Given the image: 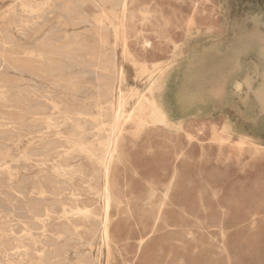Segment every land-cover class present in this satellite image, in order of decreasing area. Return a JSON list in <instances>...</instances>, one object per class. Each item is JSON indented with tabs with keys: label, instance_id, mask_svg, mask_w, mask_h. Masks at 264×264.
<instances>
[{
	"label": "rangeland",
	"instance_id": "374dc122",
	"mask_svg": "<svg viewBox=\"0 0 264 264\" xmlns=\"http://www.w3.org/2000/svg\"><path fill=\"white\" fill-rule=\"evenodd\" d=\"M56 1L0 0V33L3 35L0 37V44L2 43L0 50L4 48L6 54L14 56L17 54L15 57L24 61L26 57L19 52L22 53L36 42H41L40 39L49 38L52 30L58 26L61 32L51 38L60 40L59 42L57 40V47L62 49L67 43L66 36L70 40L75 32L82 39L94 43H97L101 36L105 40L104 51L107 54L114 52L116 65L123 70L122 82L114 85L112 94L98 88L92 75L89 76L90 78L88 75L82 77L84 86L92 85L86 94H72L71 91L54 88L52 78L48 79L49 94L74 108L82 105L96 114V104L106 101L100 100L99 96L108 94L106 99L114 104L116 91L120 89L126 97L127 105L123 110L127 113L133 109L136 102V98L131 97L129 91L138 90L148 100L150 113L154 117H158L159 114L164 117L163 121L155 123L154 127L144 128L137 136H125L124 164L116 165L113 169V175L117 178L122 193L123 207L119 206L118 209L115 205L110 211L112 238L108 245H100L98 234L96 236L87 234L84 230L79 232L82 238L80 241L77 240L79 239L77 236L76 239L69 233L62 235L64 239L59 237V240H56L62 228L56 216L51 218L47 227L51 233L47 232V237L49 241L54 242V248L60 259L65 258L62 262L65 264H76V262L77 264L85 262V264H130L132 261L133 264H264V0H129L125 45L120 41L115 42L112 38V30L108 26L100 32L93 27L90 28L89 25L66 26L67 20L61 17L59 11L64 3L65 5L70 3L68 6L73 8L74 0ZM14 3H17V6ZM20 4L40 7L43 11L42 17L45 18L42 21L36 14L30 17L22 13ZM44 5L45 9H43ZM84 10L91 15L98 13L96 8ZM12 11H15L16 15H13ZM142 11L151 13L147 21L149 23L141 22ZM49 12L52 13L49 15ZM131 15L133 20L129 21ZM13 20L17 24H14ZM26 26H29V30ZM15 28L17 29L14 30ZM8 34L10 38L6 37ZM4 37L8 41L12 40L5 47ZM143 40L150 41L152 48L145 50ZM58 59L64 64H69L65 56ZM144 63L147 70L141 73L140 67L145 65ZM73 68L72 71H67L66 75L82 74L83 69L77 66ZM140 74L142 77H139ZM22 75L20 76L23 79L19 86L25 87L30 77L27 74ZM34 80L38 85L42 82L40 79ZM38 85L40 90L45 91ZM202 97L209 98L201 102ZM87 106L89 107L86 108ZM105 108L100 121L108 124L112 120V110L109 107ZM88 123L87 130L94 135L96 123ZM64 132L67 130L64 129ZM214 135L225 138L228 142L220 144L215 141ZM88 139L92 141L94 138L90 135ZM51 140L53 138L49 136L46 142ZM30 141L31 137L25 136L17 149L10 145L14 158H18L24 152L33 156L27 163L21 161L16 164L21 168L17 171L20 184L23 183L22 185L28 190L36 186L29 184L28 181L31 182L37 176L51 175L49 169L43 173L37 167L39 160L37 155L40 152H35L38 147L34 146L39 142H35L34 145L30 144ZM240 142L245 145L238 148L237 144ZM180 153L182 156L176 159V155ZM71 156V158H62L60 163L82 170L81 176L73 177L74 182L71 181V184L64 183L58 178L56 185H48L50 191L56 192L55 189L59 187L61 192L56 193L58 196L46 197L45 205L56 213L60 211L61 203L71 207L72 201L68 196L70 192H75L81 195V203L84 202L98 209L100 205L97 199L87 190L89 186L97 189L100 187V181L96 180V177L92 178V181L90 178L94 175L92 172L96 173L97 166L82 155ZM16 165L12 163V166ZM173 165L176 171V184L169 201L161 210L157 231L137 252L135 241L144 229L153 226L161 202L163 190L161 188L172 175ZM83 177L84 179L81 180ZM147 182L155 186L153 196L149 194ZM12 205H16L14 216H10L7 221L1 219L0 222H6V225L9 224L18 231L21 227L19 224L24 221L25 212L22 201L12 202ZM97 223L93 225L96 226ZM90 240L92 243L86 247L87 241ZM200 242L202 244H199ZM61 245L62 250L59 247ZM84 253L85 255H82Z\"/></svg>",
	"mask_w": 264,
	"mask_h": 264
},
{
	"label": "bare ground",
	"instance_id": "6f19581e",
	"mask_svg": "<svg viewBox=\"0 0 264 264\" xmlns=\"http://www.w3.org/2000/svg\"><path fill=\"white\" fill-rule=\"evenodd\" d=\"M30 1H32V0H30ZM52 1H54V0H52ZM58 1H56V2H58ZM35 3H36V1H35ZM42 3H45V2H42ZM46 3H49V2H46ZM66 3H68V2L66 1ZM58 4H59L58 6L60 8V6H61L60 2ZM73 4H74L73 8H70L68 6V5H70V3L66 4L67 6L64 3V5L60 9V11L58 10L59 12H61V17L67 20L66 26L69 25L71 27H75V26L89 25V26H91L90 28L93 27L94 29L99 30V32L105 26H108L112 30V34H113L112 38H114L115 42L120 41L123 45H125L126 40H127L125 24L128 20L127 15H128L129 0H74ZM19 6L22 10V13L24 12V13L30 15V17H31V15L36 14V16H38L37 18L41 19L42 21H43V18H45V16L42 17L43 15L41 14L43 11H41L40 7H37L36 5L32 6L30 4H20ZM130 6H132V4H130ZM86 8H96V9H98V13L91 15L84 10ZM43 9H45V5H44ZM141 9H142V7H141ZM17 10L18 9H16V11ZM9 12H11V11H9ZM14 12L15 11H12L13 15H16V13L14 14ZM44 12H45V10H44ZM46 13H48V10ZM50 13H52V12H49V15H50ZM139 15H140V13H139ZM13 17H15V16H13ZM13 17L11 19H13ZM23 17L25 18V16H23ZM49 17L50 16H48V18ZM150 17H151L150 12H147V11L141 12L140 18H141L142 23H144V22H145V24L149 23L147 21H149ZM129 19H130L129 21H132L133 16L131 15L129 17ZM17 20H18V18H17ZM14 21L15 20H13V23H14ZM28 22L32 23V21H28ZM34 23H37V22H34ZM14 24H17V23H14ZM25 25H26V23H25ZM11 26H12V24H11ZM26 27L28 29L29 26H26ZM16 29L17 28H15L14 30H16ZM20 29H22V28H20ZM49 30H51V29L49 28ZM60 30H59V26H58V28H55L54 30H52V32L50 33L51 36L50 37L48 36L49 38L45 37V40H43L44 38L40 39V41L41 40L42 41L36 42L37 44L34 41L35 45L31 46L29 49L27 48L25 50L23 48L25 51L22 53L21 52H19V53L23 54L24 57H26V59L24 61H21V60H19L18 57H15L17 54L15 56L10 55V54H6L3 51V49H4L3 47H2L3 49L0 50V220L1 219L6 220V219L10 218V216H14L13 211H14V207H16L17 204L15 206H13L12 202H16L18 200L22 201L23 210L25 212V214H23L24 215V221H22L19 224L21 227H19L18 231L15 230L13 228V226H11L9 224L6 225V222L4 220L3 221L5 223L0 222V264H65V263H63L65 261V258H62V260L60 259L58 253L55 250L56 248H54L55 247L54 242L49 241L48 237H47V232L51 233V231L47 230L48 223L50 222V220L53 216H56L57 220L61 224L60 227L62 228V230H61L62 232L59 233V235L57 237L58 239L56 238V240H59V237L60 238L63 237L62 235L69 233V234L75 236L74 238H76V236H77L79 239H77V238L76 239L78 241H80L81 237H80L79 232L81 230H84L87 234H91V235H95V236H96V234H98V239H99L100 245H108L111 241V238H112L111 231H110V225H111L110 211L113 208V206H115V205L117 206L116 208H118L119 206L120 207L122 206V193L120 191L119 182H118L117 178H115L113 175V171H114L113 169L116 165L124 164L123 143L125 140V136L126 135L137 136V134H139L144 128L149 127V126H153L155 123L161 122L164 119L162 114H159L158 117H154V115H152L150 113L151 110H150L148 100L146 99V97L141 95L138 92V90L129 91L130 96L136 98L135 99L136 102H135L133 109H131V111L127 112V113L124 112V110H123L124 106L127 105V104H125V103H127L126 97H125L124 93L120 91V89H118V91H116L117 97L115 98L114 104L112 101L106 99L108 94H110V95L112 94L114 85L120 84V82H122V79H123V72H122L123 70L118 68L116 65L115 53L109 52V54H107L104 51L105 40L103 38H101V36L98 35L99 36V38L97 37L98 42L94 43V42H91V41L88 42L87 40L82 39L80 37V35L77 34V32H75L76 34H73V35L70 34L71 35L70 40L66 36L67 43L65 44V48L62 49L60 47H57V40L58 39H52L51 37H53L57 33L61 32ZM4 32H6V31H4ZM22 32H24V31L22 30ZM140 34H142V32ZM17 35L19 36V34H17ZM22 35H24V34H22ZM22 35H20V36L23 37ZM42 35H44V34H42ZM2 36L3 35L1 34L0 37H2ZM6 37H9V34ZM11 37H13V36H11ZM58 38H59V36H58ZM5 40H6V38H5ZM63 40H65V39H63ZM10 41H12V40L10 39ZM10 41L6 40V43H3V46L4 47L8 46V44L11 43ZM17 41H19V39ZM59 41L60 40H58V42ZM61 42H62V40H61ZM1 44H0V46H1ZM31 45H33V44H31ZM113 45H115V44H113ZM11 46H13V45H11ZM16 46H18V45H16ZM109 46L110 45H108V48H109ZM111 47H112V45H111ZM143 48L145 50L151 49L152 43L148 40H143ZM20 49H22V48H20ZM112 50H114V49L112 48ZM127 50H128V48H127ZM12 53H13V51H12ZM64 56L67 57V61L69 62V64H64L61 61H59L58 58H61ZM62 59L65 60L66 58L65 59L62 58ZM168 61H166V62H168ZM123 62H124V59H123ZM137 64H139V63H137ZM75 66L83 69L82 74L79 76L78 75L74 76L75 74L73 75L70 73H69V75L68 74L66 75V72L72 71L74 69L73 67H75ZM151 67H152V65H151ZM146 70H147L146 64L142 65L140 67L141 73L145 72ZM22 74H27L30 77L26 81L25 87L19 86L20 82H22V79H23L20 76ZM84 75H88V77L90 75L94 76L95 80L97 82V87L101 88L103 90L105 89L106 92L108 93V94H104V95L99 96L100 100L104 99L106 101H104V103L99 102L98 104H96V106H95V108L97 110L96 114H93L91 111L85 109L84 107H82V105L74 108V107L68 105L67 103H64L63 101H60L59 99L57 100L54 97H52L49 94V90H47L48 83H49L48 79L52 78L53 79L52 86L54 88H62V89L67 90L69 92L71 91L72 94L73 93L74 94H77V93H79V94L85 93L86 94V93H88V91H90V88L92 87V85L91 84H87L85 86L83 85L82 77H84ZM139 77H142V75ZM35 78L40 79L42 81L40 83V85H38V83L35 82V80H34ZM131 81H133V80H131ZM37 85L42 87V89H45V91L40 90L37 87ZM61 91H63V90H61ZM54 92H55V90H54ZM78 96H81V95H78ZM87 96H88V94H87ZM153 97H154V95H153ZM130 101H131V98H130ZM90 105H91V103H90ZM105 106L109 107L110 110H112V114L109 112L111 114L112 120H110L111 122L108 124H105V123L100 121L101 117L103 116V111H104ZM88 107L89 106H87L86 108H88ZM91 109H92V107H91ZM104 120H106V119H104ZM88 122L96 123V127L94 128V130H95L94 135L90 134L89 131L87 130V124H89ZM64 129L67 130V132H64ZM213 133H215V132H213ZM90 135L92 136V138H94L92 141H89V139H88V136H90ZM25 136L31 137L30 144H34L37 141L39 142L36 145L34 144L35 145L34 147H38L34 151L40 152L38 155L36 154L39 157L38 158L39 160L37 162V167L43 173L46 169H49V171H51L50 176H49V174H48V176L47 175H41V176H37L35 178L33 177L34 179H32L31 182L28 181L29 184L36 185L35 187H33L30 190L25 189V186L22 185L23 184L22 182H21L22 184H20V181H19L20 179L18 178V172L17 171L21 168H18L19 165H16V164L20 163L21 161L23 163H27L31 160V158L33 156L28 152H24L21 155L18 154L19 155L18 158H16V157L14 158L12 156V150L10 149V145L17 149L19 147L20 143L22 142V139ZM49 136H51L53 138V140L46 142V140H48ZM214 138H215V141L220 143V144L228 142L227 139L222 138V137H218L216 135H214ZM243 145H245V144L243 142H240L237 144V147L241 148ZM72 154H74V156H75V154H79L80 156L82 155L85 158H87L88 160H90L91 162H93L92 164H95L97 166L96 167V173L92 172V174H94V175H92L93 177L91 176L90 178L92 181L93 180L92 178L96 177V180L98 179V181H100V187L98 185L99 188L97 189V188L90 187L88 185L89 187L87 188V190H88L89 194H91L93 197H95L97 199L100 206H98V209H96L89 204H84V202L81 203L80 202L81 195L78 193H75V192H70L68 197H70V200L72 202L70 203L67 200H65V201L72 204V206L68 207L65 204L61 203L60 206L58 205L60 207V211L56 213L52 208L45 205V201H46L45 198L49 197V196L51 197L54 195L58 196V194H56V193H60L61 191L58 189L59 187L55 189L56 192L50 191L47 186L48 185L51 186L53 184L56 185V180H58V178H60L61 179L60 181H63L64 183L70 182V184H71V181H73L72 180L73 177L78 175V178H79L81 176L82 170L80 171V170L76 169V167L74 168L70 165H63L64 163L63 164L60 163V160L62 158H69V157L71 158ZM34 156H35V154H34ZM181 156H182V153L177 154L176 159L180 158ZM88 160H87V162H89ZM12 163H14L16 166L15 167L12 166ZM67 164H69V163H67ZM79 166L81 167V164H79ZM82 168H83V166H82ZM173 168H174V165H173ZM198 176H199V174H198ZM85 177H87V176H85ZM82 179H84V177L81 178V180ZM198 181H200V180L198 179ZM93 182H95V181H93ZM175 184H176V171L174 168L172 175L162 185L161 190L162 189L163 190L161 192V202L158 205L159 209H157L158 212H156V213H158V215L156 216V218H154L156 220L154 221L153 226L150 229H144L140 233V236L135 241L136 242L135 248H136L137 252L142 248V246L146 243V241L149 240L157 231V226H158V221L160 219L161 210L164 207V205L169 201L170 194L173 191ZM72 185H71V187H72ZM147 187L150 191L149 194L151 196H153V194H154L153 188L155 187L154 184L151 182H147ZM57 191H59V192H57ZM65 191H66V189H65ZM124 192H125V190H124ZM81 193H83V192H81ZM62 194H64V193H62ZM88 197H89V195H88ZM124 200H126V199H124ZM79 202L83 205H81V204L79 205L78 204ZM143 202H144V200H143ZM198 202H200V201H198ZM137 203H138V200H137ZM157 203H159V202H157ZM20 206H21V204H20ZM158 206H156V207H158ZM17 207L19 208V206H17ZM152 209H153V207H152ZM155 210H156V208H155ZM21 213H22V211H21ZM149 214H151V213H149ZM204 215L206 217V214H204ZM94 223H97V225L96 226L93 225ZM198 223H196V224H198ZM164 224H165V222H164ZM201 224H202V222H201ZM203 225H204V223H203ZM16 229H18V227ZM56 229H58V228H56ZM197 231H198V229H197ZM202 232H203V230H202ZM186 234H188V233H186ZM220 234H221V232H220ZM52 237H53V235H52ZM187 238H188V236H187ZM63 239H64V237H63ZM87 243L88 244L86 245V247L88 245H90L92 242L90 240L89 242L87 241ZM174 243H176V242H174ZM165 244H167V243L165 242ZM178 244L180 245V243H178ZM199 244H202V243L200 242ZM62 245L59 246L61 248V250H62ZM64 245H66V244H64ZM66 246H68V245H66ZM73 246H74V244H73ZM100 247H102V246H100ZM84 248H85V246H84ZM201 248H202V245H201ZM74 249H76V248H74ZM79 249H81V248H79ZM219 252H221V251H219ZM223 252H224V250H223ZM63 253H65V251ZM82 255H85V253ZM105 255H106V253H105ZM76 257H77V255H76ZM86 258H87V256H86ZM166 258H168V257H166ZM78 261L80 262V260H78ZM85 261L88 262V260H85ZM89 261H90V259H89ZM120 261H121V259H120ZM85 263H83V264H85ZM181 263H183V262H181ZM76 264H77V262H76ZM130 264H133V261L130 262Z\"/></svg>",
	"mask_w": 264,
	"mask_h": 264
},
{
	"label": "crops",
	"instance_id": "0c3cea01",
	"mask_svg": "<svg viewBox=\"0 0 264 264\" xmlns=\"http://www.w3.org/2000/svg\"><path fill=\"white\" fill-rule=\"evenodd\" d=\"M207 98H209V97H202L200 101H201V102H202V101L205 102V101L207 100ZM217 102H218V101H217Z\"/></svg>",
	"mask_w": 264,
	"mask_h": 264
}]
</instances>
